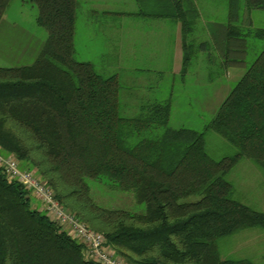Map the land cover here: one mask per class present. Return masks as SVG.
Listing matches in <instances>:
<instances>
[{
  "label": "trees",
  "instance_id": "16d2710c",
  "mask_svg": "<svg viewBox=\"0 0 264 264\" xmlns=\"http://www.w3.org/2000/svg\"><path fill=\"white\" fill-rule=\"evenodd\" d=\"M11 0H0V22ZM37 6L48 39L35 63L0 68V147L34 171L57 202L103 235L126 264H252L222 261L217 242L247 229L264 230V213L234 200L227 175L242 160L264 168V49L199 132L172 129V102L142 106L122 116L117 76L104 77L76 59L78 0H25ZM264 0H229V19ZM145 15L181 22L186 39L199 17L194 0H167ZM236 39L244 42L235 26ZM264 41V29L254 31ZM184 41V48L187 53ZM190 59L184 58V64ZM158 130L159 136L149 137ZM236 153L214 161L206 133ZM131 193L144 213L109 209L94 200L88 181ZM195 198V200H193ZM0 264H98L84 256L30 193L0 171Z\"/></svg>",
  "mask_w": 264,
  "mask_h": 264
},
{
  "label": "rangeland",
  "instance_id": "374dc122",
  "mask_svg": "<svg viewBox=\"0 0 264 264\" xmlns=\"http://www.w3.org/2000/svg\"><path fill=\"white\" fill-rule=\"evenodd\" d=\"M128 12L134 13V0H125ZM200 18L195 22L197 56L191 62L187 74L174 76L168 62L160 64L157 70H144L129 73L122 80L125 94L131 88L133 96L122 97V116L135 118L142 106L150 103L165 102L173 96L172 116L169 127L188 128L199 132L217 114L219 107L232 88L245 74L246 69L264 49V41L254 36V31L264 29V10L248 11L243 4L238 20L240 36L244 42L234 44L228 54L215 52L209 28L214 25H229V0H195ZM39 9L25 3V0H11L0 22V68H20L35 63L47 39L48 32L37 23ZM231 23V22H230ZM237 33V31H235ZM236 35V34H235ZM238 38V35L235 36ZM206 44L204 50L203 45ZM221 58L227 68L232 67V77L223 86L217 77L216 65L211 62ZM210 60V62H208ZM225 73L220 72L223 77ZM214 76L215 80L211 79ZM212 82H210V80ZM228 78V77H227ZM225 82V81H224ZM222 84V85H221ZM221 85V86H220ZM162 134L158 130L149 137ZM206 151L214 161H221L236 153V149L213 131L206 133ZM233 186L234 200L264 213V168L249 159H242L227 175ZM90 193L94 200L109 209H123L134 213H144L143 205L138 204L133 194L122 192L104 183L89 180ZM195 200V198L193 199ZM46 213V212H45ZM47 214V213H46ZM222 261H247L252 264H264V230L247 229L217 242Z\"/></svg>",
  "mask_w": 264,
  "mask_h": 264
},
{
  "label": "crops",
  "instance_id": "0c3cea01",
  "mask_svg": "<svg viewBox=\"0 0 264 264\" xmlns=\"http://www.w3.org/2000/svg\"><path fill=\"white\" fill-rule=\"evenodd\" d=\"M134 2L136 9L131 13L126 9L125 0H78L76 59L90 63L96 72L104 77L117 76L121 86L122 80L126 79L129 73L157 70L165 61L171 65L174 76L182 77L187 74L191 62L199 54L196 50L195 30L184 39L181 22L138 15L142 10L144 13L150 12L167 0H134ZM198 13L199 19V10ZM234 27L229 21L228 26L214 25L209 28L215 52L220 56L221 53L224 55L232 52L230 48L237 44ZM203 48L206 49V44ZM186 54H189L190 59L184 64ZM211 62L216 65L215 79L222 81L223 78V86L229 84L226 80L232 77V67L222 66L224 62L221 58ZM221 71L225 73L223 77L219 75ZM211 79L215 80L213 75ZM128 90V93L132 91L130 87ZM128 93L125 94V89L122 87L120 102ZM130 96L133 94L130 93ZM167 101H171L173 107L172 92ZM30 200L33 209L45 212L43 203L33 194H30Z\"/></svg>",
  "mask_w": 264,
  "mask_h": 264
},
{
  "label": "built area",
  "instance_id": "2783aa9c",
  "mask_svg": "<svg viewBox=\"0 0 264 264\" xmlns=\"http://www.w3.org/2000/svg\"><path fill=\"white\" fill-rule=\"evenodd\" d=\"M0 171L10 183L21 184L44 205L47 215L58 223L74 240L84 246V256L98 264H126L110 248L106 238L91 229L67 212L55 199L53 190L43 182L34 171L20 168L19 160L14 155H5L0 147Z\"/></svg>",
  "mask_w": 264,
  "mask_h": 264
}]
</instances>
